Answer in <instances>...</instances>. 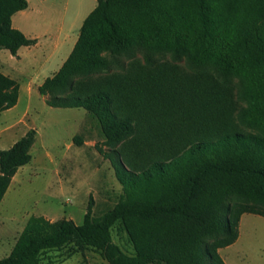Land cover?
<instances>
[{
    "label": "trees",
    "instance_id": "trees-1",
    "mask_svg": "<svg viewBox=\"0 0 264 264\" xmlns=\"http://www.w3.org/2000/svg\"><path fill=\"white\" fill-rule=\"evenodd\" d=\"M28 7L0 0V50L16 55L37 42L12 25ZM135 47L142 68L73 93L78 76L124 69ZM161 54L196 71L156 68ZM38 90L50 106L97 118L123 191L99 216L90 198L81 224L31 218L0 264H41L45 252L71 243L109 264H227L219 249L237 241L242 215L264 216V0H97L71 54ZM19 92L0 71V112ZM37 134L0 149V204L31 162ZM118 221L131 253L114 241Z\"/></svg>",
    "mask_w": 264,
    "mask_h": 264
},
{
    "label": "rangeland",
    "instance_id": "rangeland-1",
    "mask_svg": "<svg viewBox=\"0 0 264 264\" xmlns=\"http://www.w3.org/2000/svg\"><path fill=\"white\" fill-rule=\"evenodd\" d=\"M82 4V19L73 28L71 36L80 34L85 18L94 10L97 0H70L69 10L63 3L66 20ZM11 52L2 49L0 55L9 57ZM141 47L133 48L124 57V69L114 67L109 72H93L78 76L74 92L91 91L125 74L128 68H142L145 65ZM156 68L179 66L191 72L196 69L186 61H176L169 54L157 57ZM55 66L48 67L50 76ZM72 92H58L67 95ZM47 98V96H45ZM25 104L24 97L17 111ZM41 105V121L38 128L41 136L33 148V163L22 177L21 183H14L4 197L0 219L8 217L6 223L10 233L0 242V259L8 256L26 224L33 217H43L54 222L63 218L73 219L81 224L90 198L94 200L93 212L99 216L113 207L120 199L123 187L118 181L110 159L105 155L110 148L106 142L97 118L83 108H57ZM4 119L0 114V126ZM79 136L81 144L74 142ZM119 149V145L116 147ZM21 179V178H20ZM10 221V222H8ZM5 223V222H4ZM5 223V224H6ZM4 226L0 223V227ZM6 227V226H4ZM240 235L233 244L219 249L227 264H264V216L244 213L239 226ZM114 241L131 253L132 242L122 221L113 227ZM41 264H109L93 247L79 250L75 243L43 254Z\"/></svg>",
    "mask_w": 264,
    "mask_h": 264
},
{
    "label": "crops",
    "instance_id": "crops-1",
    "mask_svg": "<svg viewBox=\"0 0 264 264\" xmlns=\"http://www.w3.org/2000/svg\"><path fill=\"white\" fill-rule=\"evenodd\" d=\"M69 1L28 0L29 7L18 11L12 17L13 27L22 31L27 37L37 39V42L34 45L22 46L16 55L11 53L7 58L0 55V71L20 84L17 104L0 112L4 119L0 126V149L10 148L31 129H36L38 134L36 142L31 148V162L19 168L11 181L9 190L14 183H21L22 177L28 171V166L33 163V148L38 137L41 136L38 128L41 121V105L39 104H48L45 96L39 93L38 87L61 69L79 38V34L74 37L71 36V33L79 19H82V4L72 12L71 18L66 20L67 16L65 11L62 12V6L63 3H66L67 12ZM52 66L55 68L51 75L46 76L47 68ZM23 97L25 104L17 111ZM2 203L3 201L0 204V210ZM7 220L11 219L8 217L0 219V223L6 226L0 227V242H3L8 236L7 234L10 233ZM16 241L15 239L14 245Z\"/></svg>",
    "mask_w": 264,
    "mask_h": 264
}]
</instances>
